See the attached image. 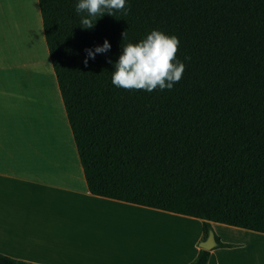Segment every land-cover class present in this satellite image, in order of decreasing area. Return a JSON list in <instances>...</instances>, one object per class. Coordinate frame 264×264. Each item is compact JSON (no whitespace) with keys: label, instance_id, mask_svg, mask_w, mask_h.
I'll return each instance as SVG.
<instances>
[{"label":"trees","instance_id":"trees-1","mask_svg":"<svg viewBox=\"0 0 264 264\" xmlns=\"http://www.w3.org/2000/svg\"><path fill=\"white\" fill-rule=\"evenodd\" d=\"M36 2L87 191L197 218L201 240L209 222L264 233V0H126L128 15L105 14L91 30L78 0ZM154 30L178 38L180 81L115 87L122 48ZM105 40L110 51L85 66V49ZM207 256L198 248L187 264ZM0 264L32 263L0 254Z\"/></svg>","mask_w":264,"mask_h":264},{"label":"crops","instance_id":"crops-1","mask_svg":"<svg viewBox=\"0 0 264 264\" xmlns=\"http://www.w3.org/2000/svg\"><path fill=\"white\" fill-rule=\"evenodd\" d=\"M35 27L43 82L29 57ZM200 226L197 218L87 191L37 2L0 0V254L32 264H187L199 248ZM209 226L231 246L209 249L205 264H264V233ZM127 228L136 234L123 233Z\"/></svg>","mask_w":264,"mask_h":264},{"label":"clouds","instance_id":"clouds-1","mask_svg":"<svg viewBox=\"0 0 264 264\" xmlns=\"http://www.w3.org/2000/svg\"><path fill=\"white\" fill-rule=\"evenodd\" d=\"M75 11L78 15L83 14L81 29L91 30L105 14L114 16L116 12H121L128 15L130 9L126 7V0H78ZM126 37L125 31L122 38ZM178 46L176 36H167L156 30L136 44L125 45L114 65L112 84L125 90H145L149 93L157 88L171 90L185 71V64L176 58ZM110 48L111 45L105 40L102 46L85 49L86 59L83 63L87 66L89 59L107 53ZM108 62L112 63L110 60Z\"/></svg>","mask_w":264,"mask_h":264},{"label":"rangeland","instance_id":"rangeland-1","mask_svg":"<svg viewBox=\"0 0 264 264\" xmlns=\"http://www.w3.org/2000/svg\"><path fill=\"white\" fill-rule=\"evenodd\" d=\"M29 18H30L29 20H31V17H29ZM31 22H32V20H31ZM29 36H30V42L29 43L32 46L31 47L32 49L29 50V52H30L29 57H31L32 60L34 59L38 63L39 68L41 69V77H42L41 80L43 82V75H44V73L42 71V65H41V62L39 60V58H40L39 55L40 54L42 55L41 61L44 62V63H46V62L43 59L42 49H41V46H40V43H39V38H38V30H37V27L32 28L30 30ZM11 40H14L13 35L11 37ZM28 40H29V38H28ZM3 56H5V54ZM9 64L13 65V54L12 53L9 54ZM31 71L33 72L32 74H33V77H35V80L39 79L38 78V67H37V65L34 64L32 66V70ZM12 79H14V74H13V78ZM152 221H157V220H152ZM149 228H151V227H149ZM136 231H137V234L138 235H140L141 233L144 234V232H139L138 229H136ZM123 233L136 234L134 228H129V229L127 228ZM147 234H152V233H150L149 230H148L147 231Z\"/></svg>","mask_w":264,"mask_h":264},{"label":"water","instance_id":"water-1","mask_svg":"<svg viewBox=\"0 0 264 264\" xmlns=\"http://www.w3.org/2000/svg\"><path fill=\"white\" fill-rule=\"evenodd\" d=\"M197 246L203 250H209L215 246L212 232L210 230L207 231L205 238L197 243Z\"/></svg>","mask_w":264,"mask_h":264}]
</instances>
